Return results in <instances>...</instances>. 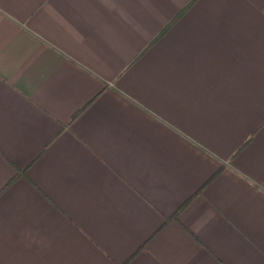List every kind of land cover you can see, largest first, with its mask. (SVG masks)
<instances>
[{
  "label": "crops",
  "instance_id": "0c3cea01",
  "mask_svg": "<svg viewBox=\"0 0 264 264\" xmlns=\"http://www.w3.org/2000/svg\"><path fill=\"white\" fill-rule=\"evenodd\" d=\"M0 264H264V0H0Z\"/></svg>",
  "mask_w": 264,
  "mask_h": 264
}]
</instances>
